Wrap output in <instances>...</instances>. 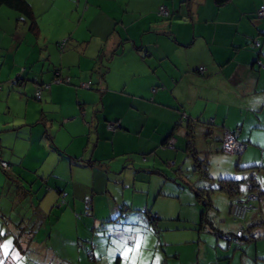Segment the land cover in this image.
Returning a JSON list of instances; mask_svg holds the SVG:
<instances>
[{
	"label": "crops",
	"instance_id": "crops-1",
	"mask_svg": "<svg viewBox=\"0 0 264 264\" xmlns=\"http://www.w3.org/2000/svg\"><path fill=\"white\" fill-rule=\"evenodd\" d=\"M32 1L36 32L20 15L12 26L0 24V160L10 166L5 177L31 202L37 199V207L51 195L53 206L45 211L56 205L59 218L77 221L74 213L84 211L86 198L91 213L82 219L112 221L123 209L118 200L107 206L95 185L107 178L106 185L121 183L115 194L129 212L146 208L166 218L164 188L182 176L186 155L176 147L186 140L187 119L219 148L225 133L236 132L253 162L242 169L264 173V18L256 15L264 0L223 6L215 0H71L74 7L70 0H45L49 11L39 18ZM160 7L168 19L159 17ZM56 68L70 86L52 83ZM41 85L50 86L37 101ZM170 137L173 148H164ZM129 152L136 162L137 155L151 161L139 174L131 169V186L111 166ZM37 182L46 188L41 198L32 190ZM260 208L254 224L264 216ZM33 235L30 230L32 247ZM96 245L101 264L104 244Z\"/></svg>",
	"mask_w": 264,
	"mask_h": 264
},
{
	"label": "rangeland",
	"instance_id": "rangeland-1",
	"mask_svg": "<svg viewBox=\"0 0 264 264\" xmlns=\"http://www.w3.org/2000/svg\"><path fill=\"white\" fill-rule=\"evenodd\" d=\"M44 1H32L38 18L44 11H49L47 5H42ZM71 4L75 6L72 1ZM67 9L68 4H65L63 10ZM53 14L56 18L55 12ZM16 15L20 14L0 6V24L12 26ZM55 126L58 128L56 123ZM193 136L196 157L205 165L207 176L194 170L195 163L191 156L184 157V164L180 165L182 176L175 175L177 182L174 188H164V192L170 194L166 218L160 217L154 221L155 224L140 213L141 209L130 207L133 210L129 212V209L122 207L120 193L115 194L122 190L118 180H111L106 185L108 179L105 178L104 181L97 180L95 185L101 190L100 195L107 206L114 207V201L118 200L117 205L123 209L119 217L112 221L89 217V222L80 217L85 214L84 208L77 215L74 213L77 221H73L59 218L61 213H58L56 205L51 211H45L46 207L49 210L53 206L51 195L43 198L45 203L37 207V199L31 202L32 197L25 195L18 183L5 177L0 170V264H99L98 261L101 264H264V226L251 222L253 212L243 221L232 218L228 195L218 191L219 180L236 179L241 182V192H245L246 182L253 174L257 182L262 181L260 185L264 190L263 171L241 170L247 162L253 164L246 154H225L219 144L207 139L206 133L195 131ZM180 141L176 148L181 151L185 149L186 141ZM124 144L130 145L127 142ZM215 144L218 145L217 149L213 146ZM132 154H124L120 161L116 159L111 163L120 172L118 176L125 175L124 179L130 186L133 176L131 169L139 174V169L151 167L149 158L145 162L137 155L141 161L136 162V155ZM238 165L240 168L237 170ZM168 174L171 176L172 172L168 171ZM32 186L38 198L45 195L46 188H41V182ZM25 188L31 191L30 187ZM160 188L157 187L155 193H159ZM105 190L110 193L104 194ZM196 191L210 197L211 206L206 209L204 223L200 222L203 206L195 197ZM85 200L81 202L82 206ZM31 229L34 233L33 247L28 244ZM224 237H231L232 241ZM237 238L240 240L239 246L233 241ZM91 242L97 244L98 248L99 244H104L98 263L87 260V247L84 246Z\"/></svg>",
	"mask_w": 264,
	"mask_h": 264
},
{
	"label": "trees",
	"instance_id": "trees-1",
	"mask_svg": "<svg viewBox=\"0 0 264 264\" xmlns=\"http://www.w3.org/2000/svg\"><path fill=\"white\" fill-rule=\"evenodd\" d=\"M229 1L230 0H215V4L217 6H223V5L227 4ZM0 6H5L7 8H10L11 10H14L15 12H18L21 16H23L25 19H27L28 22H29L28 29L31 30V32H36L38 30L36 21L34 19V16H33L32 10H31V6L27 2V0H0ZM159 9H158V15H159ZM168 14H169V11H168ZM256 15H257V13H256ZM159 17L162 18V19H168L170 17V14L167 17H162L160 15H159ZM260 19H262V18H260ZM67 45H68V40H64L61 43H59L57 47H58L59 51L62 52L66 48ZM254 47L257 48L258 46H255V44H254ZM202 69L203 68H199V72ZM19 81H20V79H18V81L15 84H18ZM52 83L53 84H58V85H65V86H70V84H71L70 77L62 76L60 68H56L54 70V77L52 79ZM46 86H50V85H41V86L37 87L36 92L34 93V99L35 100H36L35 94L37 92H39V94H41L42 90H48L46 88ZM1 87L2 86L0 85V90H1ZM89 88H90V85H89ZM40 97H41V95H40ZM39 100H37V101H39ZM185 129L187 130V135H186V140H185L186 141L185 149L183 150V153L186 156L189 155V156H191L193 158L194 163H195V169L194 170L199 172V173H201L204 177H206L207 174H206L205 165L203 164L202 161H199L197 159L196 153H195V150H194V146L195 145H194V136L193 135L195 134V131H196L194 122H192L191 120L187 119L186 120ZM224 135H223L222 140H221V150H222V152H224L223 148H222ZM170 138H168L166 141H164L162 146H165L167 141ZM224 153L225 154H229V153H226V152H224ZM229 155H231V156H241L242 153L240 155H235V154H229ZM0 162H4V161L0 160ZM4 163H6V162H4ZM8 167H10V166H8ZM239 168L240 167H238L237 170ZM253 169H256L257 171L261 170L260 168L251 167V168H247L246 171L253 170ZM0 170L4 173L5 176H7V174L9 173L8 172L9 169L8 170H4V169L0 168ZM241 170H245V169L241 168ZM175 181H177V180H175ZM240 184H241V182L239 180H236V179H221V180H219V183H218V191H222V192L226 193L228 195V197H229V200H230L229 214H230V216L232 218H234V219L243 221L249 213L254 212V211L257 212V211H259L261 209L260 207L264 204L263 203V201H264V192H263V190L260 189L259 184H258V182L256 180V175L255 174L251 175L250 179L246 182L245 192H241ZM24 190L26 191L27 189L24 188ZM27 192L29 193L28 190H27ZM249 193H252V194L259 193L261 201L259 200L258 202L253 203L252 204L253 205V209H249V211L244 215L243 218L235 217L234 215H232V213H231L232 205L234 203H236L237 200L245 201ZM194 194H195V197L197 198V200H199L200 203L203 206V210L201 211V214H200V216H201L200 222L204 223L206 221V215H205L206 209L211 206L210 197L209 196H203L202 193L200 194L197 191ZM87 202H88V205L86 206ZM84 204H85L84 208L86 210L85 213L89 214L90 213L89 212V209H90L89 201L88 200L85 201ZM141 210H142V212L140 211V213L144 214L145 216H147L148 221H150L151 224L154 223V221L159 220L157 215L155 213H152V212L148 211V209L144 208V209H141ZM255 225L264 226V216L258 222H256ZM224 238H226L229 242L232 241L231 237H224ZM233 241L238 243L237 244L238 246L240 245V240H238V238L235 239V240L233 239ZM94 249H95V244H93L92 242H91L90 245L87 244V248L85 249L87 260L90 263H95L96 262ZM90 253L92 255V259H90L89 256H88Z\"/></svg>",
	"mask_w": 264,
	"mask_h": 264
},
{
	"label": "built area",
	"instance_id": "built-area-1",
	"mask_svg": "<svg viewBox=\"0 0 264 264\" xmlns=\"http://www.w3.org/2000/svg\"><path fill=\"white\" fill-rule=\"evenodd\" d=\"M159 15L162 17H167L169 14L166 8L161 7L159 9ZM257 16L259 18H264V9H260L257 12ZM255 46H258V43H255ZM89 85H90L89 83H84L81 85V87L84 89H87L89 88ZM46 88L48 89L49 86H46ZM35 96H36V100L40 99L39 92H37ZM114 127H115L114 124L107 125L108 130H113ZM237 136L238 135L236 132L235 133H228V132L225 133L223 143H222V148L224 152L229 153V154L240 155L245 150L246 145L238 141ZM174 144H175V140L170 138L167 141L164 148H173ZM0 168L4 170L9 169L8 165L4 162H0ZM259 200L261 201L259 193L257 194L249 193L245 201L237 200V202L232 205V208H231L232 215H234L235 217L243 218L244 215L249 211V209H253L252 204L255 202H258ZM87 205H88V202L86 206ZM88 256L90 259H92L91 253Z\"/></svg>",
	"mask_w": 264,
	"mask_h": 264
}]
</instances>
